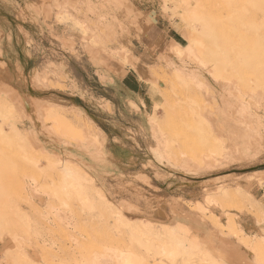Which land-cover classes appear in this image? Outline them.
I'll return each mask as SVG.
<instances>
[{
  "label": "rangeland",
  "instance_id": "rangeland-1",
  "mask_svg": "<svg viewBox=\"0 0 264 264\" xmlns=\"http://www.w3.org/2000/svg\"><path fill=\"white\" fill-rule=\"evenodd\" d=\"M48 6L69 55L105 43L120 61L136 60L137 71L147 67L151 76L141 75L158 96L150 117L156 138L144 144L157 146L155 154L142 151L140 162L116 165L109 117L98 114V127L49 100L50 87L64 88L55 62L24 90L0 94V127L12 123L19 133L0 136V264H120L127 255L133 264H171L157 250L170 237L182 244L181 257L183 243L193 242L219 264H264V0ZM162 16L181 44L148 66L142 36ZM52 135L61 146L49 143ZM63 163L81 176V194L63 191ZM175 169L187 175L183 197L170 195L166 172ZM144 233L156 246H147Z\"/></svg>",
  "mask_w": 264,
  "mask_h": 264
},
{
  "label": "crops",
  "instance_id": "crops-1",
  "mask_svg": "<svg viewBox=\"0 0 264 264\" xmlns=\"http://www.w3.org/2000/svg\"><path fill=\"white\" fill-rule=\"evenodd\" d=\"M104 16L106 20L112 19V15L106 16L104 13ZM53 19L48 0H0V94L10 98L13 92L24 90V82L31 81L30 77L35 76L36 72H42L43 67L55 62L61 67L58 73L68 75L69 79L62 81V76L56 78L64 88L50 87L49 100L54 103L58 98L55 101L59 102L58 105L85 114L98 127L102 123L98 114L109 117V123L118 134L113 138L117 141L112 154L116 165L129 160L133 164L140 162L142 151L155 154L157 144L154 143L150 149H146L144 144L146 138L153 141L156 138V127L150 122V117L158 96V93L150 90V81L141 75L151 76L147 67L140 66L137 71L136 60L134 65L120 61L109 51H104L114 48L105 43L104 47L79 48L69 55L64 47L66 41L65 44L62 42L66 38L65 30H56ZM53 32L57 34L53 36ZM142 39V56L148 66L173 45L181 44L177 29L165 16L154 19ZM75 100L86 106L91 105L96 115L88 109L86 112ZM44 137V134H38L37 139L41 142ZM49 137L50 144L61 146L57 140L60 136ZM151 157L156 162L155 155ZM166 173L171 182L170 189L174 190L171 196L183 197L188 193L185 173L176 169ZM173 209L169 207V210Z\"/></svg>",
  "mask_w": 264,
  "mask_h": 264
},
{
  "label": "bare ground",
  "instance_id": "bare-ground-1",
  "mask_svg": "<svg viewBox=\"0 0 264 264\" xmlns=\"http://www.w3.org/2000/svg\"><path fill=\"white\" fill-rule=\"evenodd\" d=\"M8 127H9L8 129L0 127V136H2L5 139L9 138L8 136H10L12 133H14L15 136H19L17 128L12 123H8ZM64 165L65 166L63 167V170L61 169L63 171V173H64L63 175L65 176L64 179L62 178L63 182H64L63 191H65L66 193L70 194L71 192H74L75 190H77L76 192L81 194L82 193L81 190H80L81 176L77 173V171L75 169L72 168V166L70 164L65 163ZM140 234H141L140 228H138L136 225L135 226L132 225V235H138V237L140 238ZM145 234L146 233H144L145 237H143L141 235L144 238V240H143V238H142V240L146 242L147 246H149V245L152 244L151 242H154V239L153 238L152 239H147L148 236L145 235ZM170 239H172V240H170ZM170 239L167 240V241H164V242L162 241L163 244H160L161 246L158 244L157 246H158L159 249H157V250H159V254H162L163 256H165L171 264H176L177 260H178V255H179V252H180V248H181L180 245H182V244L181 243L179 244L178 241H177L178 242L177 243L171 237H170ZM173 241H175L176 243L173 242ZM185 241H187V240H185ZM156 242L157 241L155 239V242L153 243L154 244L153 246H156V244L158 243V242L157 243ZM184 243H183L184 247L188 248V251H187L188 254L186 256H182V257L179 255L182 258L181 264H219L209 254H207L204 251L198 249L197 245L195 243L190 242L188 245H185ZM174 244H176V245H174ZM193 250H195V252H193ZM193 255L196 256V258H197L196 260H195V257H193ZM120 264H133L132 263V258H130L129 255H127L126 257H123L121 262H120Z\"/></svg>",
  "mask_w": 264,
  "mask_h": 264
}]
</instances>
